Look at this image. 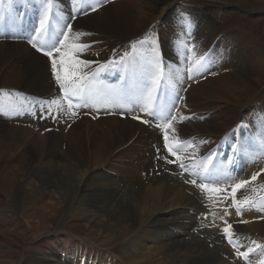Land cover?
<instances>
[{
    "label": "bare ground",
    "instance_id": "bare-ground-1",
    "mask_svg": "<svg viewBox=\"0 0 264 264\" xmlns=\"http://www.w3.org/2000/svg\"><path fill=\"white\" fill-rule=\"evenodd\" d=\"M53 1L56 2L57 7L61 10L59 17H63L64 21H66V6H68L69 14V10L71 9L69 6L72 3L73 9L71 10L73 14H75V2H81V0H72V2L67 0L66 3L65 0ZM127 1L131 2L133 0ZM30 3L32 7L33 5L40 6L37 3V0H31ZM114 4L116 8L119 7L118 0H115L112 5ZM160 5V13L162 14L167 4ZM125 8L126 6L111 11L110 13H105V16H102L103 19L100 16L92 15V17H97L96 21H92V26L94 28H99L98 23L101 26H105L102 27V31H100L101 33L97 32V42L103 41L105 43L115 44L114 41L116 39L114 38V40H112V35L110 34L111 31L127 34L128 38H132L139 34H137L135 27L128 18L124 16L111 18L114 13L124 11ZM194 17L197 18L198 14ZM94 19L95 18L90 19V17L85 19L79 18L73 22V31L70 35L73 36L72 42H74V44L76 42H83L84 35H86V32L88 31H85V28H87L85 25L88 26V22ZM167 20L168 14L164 18V31L170 26V23L167 22ZM151 21H153V19ZM193 25L201 31L196 37V41L198 42L195 41V38L193 39L195 42V45H193L194 54L198 55V53H203L207 50L208 45L212 42V40H210L212 26L203 19L198 23L193 22ZM198 26L204 28V33ZM96 29L94 30L96 31ZM222 31H225L224 26L222 27ZM78 32L83 35H77ZM167 32L170 39H172V29H169ZM0 33H2L1 35L4 37L9 35L15 36L13 29L0 31ZM182 34L181 31L180 35ZM119 40L123 41L122 39ZM227 41H223V47L225 50L224 52H221L222 56L225 52L233 51L232 48L224 45ZM7 44L8 43L2 40L0 41V183L8 186L10 183H15L21 190L22 195L19 197V203L15 204V211L16 214H18V217L14 216L13 213H10V218L12 220H17L21 215L28 225L29 223H33L28 236H34L32 243L35 250L39 251L41 255L46 256V254L41 253V251L45 252L49 244L56 243L59 234H67L72 228L77 232L83 231L90 236H99L100 238L98 242L104 245L110 244L114 242V238L118 239L119 236L123 235V231L121 230L125 223L123 216L127 215L128 211H130L127 209L126 205L132 206L134 209L133 214L136 217L144 218L148 216L150 218L148 221L149 226H162L171 220L167 217H174L176 213L178 216L181 213L187 215L188 213L184 208L178 207L176 212L168 211V208L176 207V205H180L181 203L184 204L187 202L193 207V209H195L193 198L185 201L184 195H186V193L181 192V188H177L175 184L178 183L184 187L185 184H181L182 180L177 181L176 178L180 177L188 184L186 177H170L166 174H162L159 177L157 176L158 172H160V163H155V155H159V153L156 152V150L159 149V139L152 132L147 131L142 126L132 124L128 119L121 121L118 117L103 116L93 122L87 119L86 116L82 121L77 122L71 127L72 129H70L71 131L67 141L61 139L63 137L62 130L57 134L51 133L49 137L50 139H48L45 144L47 149L46 152H41V146H37L36 144L41 143L43 135L37 134L31 129L32 121L26 116V114H29V106L26 107L27 112L23 110L17 113V110L15 111V108L12 105L17 98L14 99L8 97L9 94L6 90L27 92L26 84L32 82L34 84L30 88L32 96L49 97L52 96L53 93L56 94L57 92L53 88L49 79V63L46 59L36 55L27 46L19 44L20 48L26 51L23 52L19 50L17 46L11 49L10 45ZM199 44H201V47L197 48ZM228 44L229 43H226V45ZM221 48L220 45L218 51ZM257 49L258 51H261L259 45H257ZM244 53L248 56L244 58V60L238 61H234L232 55H227L229 58L232 57L231 60L226 55L223 56L220 59L221 67L222 64L230 61L228 65H225V67L229 68L225 69L224 67V69H222L223 73H215L210 76L207 75L200 80L198 79L199 76L201 77V75H205L200 73V69L204 66L209 68L212 61L208 57L207 60H202V57L200 60L202 61V67H200L201 65L199 64V61L198 64L200 66H193L196 68H194L196 71L200 72H196L197 74L193 72L194 75H191L190 77L191 80H193V91L188 95V102L194 101L200 104H205V101H209L210 104L200 106V108L206 110L213 105V101L208 95L224 96V94H221V91L224 93L230 92L239 99L249 97L254 90L249 88L248 78L256 74L255 71L258 70V68L256 67L257 69L254 71L252 66H258L259 60L252 59L253 57L251 58L249 55L251 54L250 51L246 50ZM244 53L237 54V56L244 55ZM253 55L254 58H257L254 53ZM166 59L167 61L172 62L170 67L169 65L167 66L169 82H187L185 69L182 67L183 64L177 60L171 61L167 54ZM232 61L234 62L232 63ZM241 66L248 67L250 72L246 73L247 71L242 70L240 71L241 73H239L238 71L241 70ZM78 67L80 68L81 66ZM8 69L11 70L9 75H7L6 72ZM84 70L85 66L82 65V71ZM262 72L264 73V71ZM256 82L259 83L261 80ZM172 88L173 85H171V89ZM196 95L199 96L194 99ZM126 96L129 98H135V94L131 95L129 91ZM96 97L97 93L94 91L88 93V105L84 108V111H89V106H91L93 102L98 103V101H95ZM200 97H203L204 99H201ZM250 100L251 99H249V101ZM249 101L246 103L247 106L250 105ZM178 102L179 100L176 99L177 104ZM198 103L187 104L180 101L178 106L188 108L191 115L192 107H195ZM136 104L138 106L127 104L126 109L131 110L132 113L146 115L147 109L143 107L142 103L139 102V99H137ZM22 105H24V103H15L17 109ZM51 107L52 105L48 104L43 108L49 113L46 118H43V120L46 128L52 129L54 125V122L52 121L53 113L55 110ZM109 107L110 108L102 111H108L113 108L111 104ZM38 109L41 108L39 107ZM99 109H102V105H99L98 108L93 110L101 111ZM160 111L161 109L157 110L159 113ZM180 111L178 110L179 113L177 115V120L173 121L171 128L169 129L170 137L174 139V142L180 141L183 138L181 136L188 132L189 129L186 125L184 126L178 122L179 115H181ZM240 111L244 110H241L238 104H233L226 110L215 114V116H209V118L208 116H205L203 117L204 123L201 126H196L199 129L197 131L201 134H206L203 136L207 137H219L224 135L238 119H236V117L240 114ZM182 113L184 116L187 114L185 111ZM160 115L162 118L167 117L168 111L162 110ZM184 116H182L184 120H189ZM38 120L39 123L37 125H41L43 120H40V115H38ZM251 123L253 126H255V124L260 125V118L258 117V110L256 109H254V114H252ZM187 135H189V133ZM256 135L257 138L260 139V148L258 150L264 149V133L259 130L256 131ZM59 139L69 144L63 153L61 152L63 151L61 147L57 149L61 144L63 145V142L59 141ZM17 146L27 147L21 152V149H16ZM33 146H37V148ZM209 146L210 144H204L197 150H193L192 147L187 144L182 147V151L185 155L190 153L192 156L197 154L202 155ZM255 159L256 156L254 160ZM104 165H106L105 168L107 170H110L115 173L116 176H119L122 182L114 180L108 175H103V172V174H97V178H93L91 171ZM223 165L224 164L217 163L215 171L220 169ZM212 192L213 191H209V193ZM79 198H84V203H82ZM45 199L48 202L47 208L43 205ZM75 199H77L76 206L73 205ZM260 209L264 210V206H261ZM125 211L126 214L124 213ZM228 212L230 211H226V213ZM33 214L35 215L34 217H32ZM163 215H166V217ZM213 215L218 217V215H222V213H216V211H213ZM192 216V214L188 215L189 218ZM241 216L244 218V214H241ZM261 221L264 222V220ZM204 222L212 225L213 230H203L201 233H195L191 236H182V229H175L176 233H173L171 230L165 232L162 230L161 233L155 234L160 231L161 228L157 229L154 234L146 232L149 236L147 239L154 236L151 241L154 248L150 249V247H147L145 244L146 239L142 238L137 243H132L130 245L131 249L124 252L123 255H125L124 257L127 258L128 261L126 263L121 262L120 264H178L180 262L190 264L188 261L190 256L200 255L202 253L198 252L199 246H203L200 241L201 239L206 241V247L208 244L211 245L212 249L208 254H211L212 257L207 256L198 264H241L237 258H235L236 260H229L228 258L224 259V254L219 253L222 251L220 250L222 247H227L224 234H221V236L219 235V237H222L223 243V245L219 247V237L217 234L223 230L219 229L221 227L220 220L210 218L205 219ZM246 230H248V228ZM246 230H242L243 233L241 232V234H238L237 236L244 239V233ZM70 239L71 246L67 251L65 250L62 252L61 248L59 249L57 246L52 247L53 250L51 254H49V258H53L52 261L55 259L53 264L79 263V251L77 249L75 250L76 247L72 244V241H76V239L74 236H71ZM86 241L87 239L84 237L81 239V242ZM73 243L75 244V242ZM248 244V246H252V244ZM234 246H236L238 250L241 248L239 242L234 244ZM224 250L226 251L225 248ZM155 253L157 254L154 255ZM8 254L9 251H6L5 255L8 256ZM62 254H64L63 257ZM5 255L2 257L0 264H5L3 263L4 258L6 257ZM44 260L46 261L45 258ZM95 260L96 259L93 260L87 258L88 262L84 264H95ZM29 261H31V263L28 262V257L25 256L22 258V256H20V260L17 264L41 263V260L35 262L29 259ZM98 264L100 263L98 262ZM105 264L107 263L105 262Z\"/></svg>",
    "mask_w": 264,
    "mask_h": 264
},
{
    "label": "rangeland",
    "instance_id": "rangeland-1",
    "mask_svg": "<svg viewBox=\"0 0 264 264\" xmlns=\"http://www.w3.org/2000/svg\"><path fill=\"white\" fill-rule=\"evenodd\" d=\"M66 1L67 0H65V3H66ZM70 1L72 2V0H70ZM179 1H181V0H179ZM179 1H174V0H133V1L129 2L127 0H121V1L118 0V2H119V7L118 8L115 7V4L114 5H109L107 7H104L103 9L99 10L95 14H92V15L100 16L102 18V16L103 17L105 16V13H110L111 11H114L116 9H121V8L126 6L124 11H120V12L114 13L111 16V18L112 17H116V16H124V17L128 18L132 22V24L135 27L136 32L138 34L141 31L143 32L147 28V26H149V24H151L155 20L157 15L161 12V5L160 4H163V5L167 4L166 5V8H167L170 5H173L174 3L179 2ZM188 1H190V3L186 7L189 8V9H192V10H196L200 6V4L203 5L196 11H199L200 13L205 14V16H207L206 13L207 14H209V13L212 14L213 7H215L216 9H221V10L216 11L217 13L221 14V18H217L215 16V12L213 13V16H212L211 19H210V17H207V19H209V21H211V23L213 25L206 18L203 19L204 21H206L207 23H209L212 26V33L210 34L211 35L210 40H212L213 37H215L216 34H218V32H223L222 34H219L222 39L218 41L217 45H215V47L211 51L210 55L208 56V58H210L213 61V62L211 61V66L208 68V73L210 72V70L212 68H216L217 66L221 67V63H220L221 60L220 59L223 56H225V55L227 56L228 54L232 55L234 57L233 58L234 61L244 60V58H246L248 56V55H246L244 53V51L247 50V51L251 52V54H249V55L251 56V58L253 57L252 59L259 60L258 66H256V65L252 66V68H254L253 69L254 71L258 68V70L255 71L256 74L254 76L252 75L251 77L248 78L249 88L254 90L250 94L249 97L240 98L239 99L238 97L232 95L230 92L224 93L223 91H221V94H224V96H219V95L210 96V95L207 94L211 98V100L213 101V105H212L211 108L206 109V110L207 111H212V112H215V114H218L219 112L226 110L231 105L238 104L240 106L241 110L243 109L244 111H246L247 107H248L246 105V103H247V101H249V99H251L249 102H250V105L252 104V106H257L258 104H264V73L262 72V71H264V62H263L264 61V43L262 42V39H260V41H257L256 38H255V36L260 34V32H264V0H219V1H216V0H188ZM75 6L76 7H75L74 11L76 10L77 14L80 13L81 7H80L79 3L75 2ZM177 8H178V6L173 8L168 13L167 22L170 23V26H168L165 31L164 30L162 31V37H163L162 40H164L163 44H164V47H165V53L170 58V60L172 59V57H175V60L180 61L183 64L182 67H184L185 60L183 58H181L180 56L182 54L183 55L185 54V56H186V51H187L186 50V48H187L186 45H187V41L189 40V35H187L188 30L186 28H188L192 32V34H191L192 37L191 38L192 39L195 38V41L197 40L196 39L197 35L201 31L198 30L196 27H194L193 22L191 20H189V18H193V17H190V16L189 17H187V16L178 17L179 14L177 15L176 13H173V11L176 10ZM180 10L181 9L178 8L177 13H179ZM65 11H66V21L65 22L69 23V22H71L70 19H69V17L71 15L69 16L70 11H69V14H68V6H66V10ZM189 12L192 13L194 16L198 14V12L195 13V12H193L191 10H189ZM92 15L81 16V17H78V19L79 18L85 19V18H88V17H90V19L95 18L94 20H90L88 22V26L85 25V27H87V28H85V31L88 30L87 32L94 31L96 33L97 32L101 33L100 31H102V27H105V26L104 25L101 26L98 23V27L99 28L98 29L94 28L92 26V21H96L97 17H95V16L92 17ZM159 15H161V13ZM83 17H85V18H83ZM182 18L185 21L187 20V23L185 25L182 24L181 21H180ZM152 19H153V21H151ZM221 26H224V29H225V31H227V33L224 32V31H221L222 30ZM253 26L255 27V29H254ZM173 27H175V28H173ZM198 27L200 29H202L203 33H204V28L202 26H198ZM94 29H96V31ZM169 29H172V31H173L172 39H170V36H169V34L167 32ZM232 30L236 31L239 34H243L244 36L241 35L242 39H240V38H238V39L237 38L236 39L232 38V37H234V35L236 33V32L232 33ZM181 31L183 33L182 35H180ZM114 33H115V35H114ZM224 33L229 34V35H226ZM1 34L2 33H0L1 40L6 42V43H8L7 45H10L11 49H13V48H15V46H17L19 50H21L23 52H26L25 50L21 49L20 46H19V44L27 46L26 44L18 42V39H5V37L3 35H1ZM110 34L112 35V40H114V38L116 39L114 41L115 43L116 42H118V43L126 42V41H128L130 39V38H128L127 34H123V33H120V32H112L111 31ZM223 34L225 35L224 37H222ZM166 35L169 36V37H167ZM122 36H123V38H122ZM85 39L86 38L84 37L83 41ZM119 39H122L123 41H120ZM250 39H253V42ZM72 40H73V36L70 35L69 43H71ZM91 40H94V41L97 42L98 38H92ZM224 40H226V41L228 40L227 42H225L224 45L232 48L233 51L225 52V54L222 56L221 52H224V50H225L224 47H223V41ZM196 42H198V41H196ZM250 42L253 43V44H251ZM226 43H229V44L226 45ZM201 44H202V42H201ZM201 44H199V46L197 48H200ZM256 44L259 45V47H260V49H261V51L263 53L258 51ZM70 45H74V42H72ZM193 45H195V42H194ZM220 45H221L222 48L218 51ZM166 46H169V49H167ZM178 49H180L179 52H177ZM242 53H244V55L237 56V54H242ZM253 53L257 56V58H254ZM177 55H180V56L177 57ZM201 55H202L201 52L198 53V55L193 53V56H195V57L192 58V66H191L192 67V75H194V73L197 74L198 72H200V71H196L195 67H197V65H199V64L201 65V66L200 65L199 66L202 67V61H200L202 59ZM208 58L206 56L202 60H207ZM231 58H229V59L231 60ZM261 60H263V61H261ZM198 61H199V64H198ZM234 61H232V63ZM229 62L230 61H228V63L227 64L225 63V64L228 65ZM225 64H222L221 68L224 69ZM193 66H195V67H193ZM15 67H17V66H15ZM226 68H229V67H225V69ZM247 68L248 67H246V66H241L240 67L241 70H239L238 72L241 73L240 71H242V70L243 71H247L246 73L250 72L249 71L250 69L249 68L247 69ZM10 71H11L10 69H8L6 71L7 75L10 74ZM210 75L211 74H209V76ZM260 80H261V82H259ZM256 81H258L259 83H257ZM41 82H42V78H41ZM169 83L171 85H173L172 89L175 91V94H178L177 96H179L181 94L180 91H179L180 88L183 89L188 84V82H179V81L169 82ZM33 85L34 84L32 82H28L26 84L27 92L30 93V94H32L30 88ZM192 86H193V82H191L189 88H187L188 91L185 94V97L181 98L182 99L181 101L183 103H187V104H194V103L196 104V103H198V102H194V101L193 102H188V100H187L188 95L193 91L192 90ZM0 87H1V85H0ZM54 95H56V94L53 93L52 96H54ZM52 96H49V97H44L43 96V97L46 99V98H51ZM198 96L199 95H196L194 99H196ZM200 98L204 99L203 97H200ZM205 102H206L205 104L198 103V105H195V107H192V112L196 111V110H205V109L200 108V106H202V105L210 104L209 101H205ZM54 103L55 102H52V101H50L49 103L45 102V107L48 104L54 105ZM55 105H56V103H55ZM184 108H186V107H184ZM182 109H183V107H181V110ZM235 109H238V108H235ZM185 112H187V114L185 115L186 119H189V120H186V121H188L189 123L190 122L193 123L196 120H203L204 121L203 117H205V116H203L200 119H191L190 117H188V116H192V115H190V110L187 108V110ZM241 112L243 113V111H240V114H242ZM180 113H182V112L180 111ZM215 114L213 116H215ZM240 114L236 117V119L240 116ZM26 116L31 119V121H32L31 129H33L37 134H41V131H44L46 129L44 120H43V123L41 125H37V124H35L33 122V120H32L33 116L30 113L26 114ZM54 116H55V112L53 113V118H54ZM182 116H184L183 113H182ZM208 118H205V119H208ZM131 123L134 124L133 122H131ZM203 123L204 122H202V123L201 122H199V123L194 122V125H197V126L200 125L201 126ZM188 125H190V124L186 123L187 127H188ZM254 127H255L256 131L260 130V131H262L264 133V122H262L261 120H260V125L255 124ZM193 128H195V129H193ZM70 129H72V128H70ZM189 129L192 130V131H195L198 134H200L199 131H196V130H199L196 126H193V127L189 128ZM61 130H62V136H63L61 139H64L65 141H67V138L69 137V134H70L71 130H69V132H67V137H66V135L65 136L63 135V129H61ZM187 134H188V132L184 133L181 137H184ZM50 135L51 134H45L43 136V139H42L41 143L36 144L37 146H41V150L40 151L43 152V153H45L46 150H47L45 144L48 141V139H50L49 138ZM200 135L203 136V135H206V134H200ZM61 139H59V141L63 142V145H66V146L64 147L61 144L57 149H59L61 147L63 149V151H61V152L63 153V152H65V148L69 144H67V142L65 143ZM258 140H260V139H258ZM37 146H33V147L37 148ZM26 147L27 146H17L16 149H21V152H22ZM157 150H156V152H158ZM245 150H246L245 152L247 153L246 154V158L242 159V169H245V171L243 172V175L241 176V178L243 176L244 177H250L252 174H254L256 172L255 169H257L258 167L259 168L261 167V165H262L261 161L262 160L264 161V152H263L264 149L257 150V151H250V155H252L255 152V156H256L257 159L254 160V158H255V156H254V158L251 160V163L248 164L246 162L247 161V157H248V153H249L247 151V145L245 146ZM197 156H199V155L198 154L194 155V156L189 155L188 157L195 158ZM155 162H158V161H156V159H155ZM254 162H255V164H254ZM159 163H160V165L163 164L160 161H159ZM253 164L256 165L257 168L254 167ZM105 166L106 165L102 166L101 168L106 169ZM95 169H98V168H95ZM253 171H255V172H253ZM101 173L102 172L99 170V171H95L94 173H91V175H92L93 178H97L96 175L97 174H101ZM54 174H55V172H54ZM103 175H107V174L104 173ZM108 176H110L114 180L122 182L120 177L116 176L115 173L108 174ZM176 180L177 181L182 180L181 184H185L184 187H182L178 183H175V184H176L177 188H181V190H180L181 192L186 193L184 191V188H186L188 186V184L180 177H177ZM164 185H165V182H164ZM213 194L216 195V193H213ZM20 195H22L21 190L16 186L15 183H10L9 186L0 183V211H1V213H0V216H1V218H0V245H1V247H0V262L2 260V257L5 255L6 251H9L8 256L5 255L6 257L4 258V261H3V263H5V264H17L19 262V260H20V256H22V258H24L25 256L28 257V262L29 263H31V261H29V259H30V260L35 261V262H38L39 260H41L40 264H53L55 259L52 261L53 258H49V254H51V252L53 250L51 246L50 247L47 246L45 252L41 251V253L46 254V256L41 255L39 253V251H37V250H35L33 248L34 246H33V243H32V241H33L32 239H33L34 236L33 235L32 236H28L29 232L31 230V227L33 226V223H29V225H28L24 221V219L22 218L21 215L19 216V218H17V220H12L10 218V213H13L14 216L18 217L17 216L18 214H16V211H15V207H16L15 204L19 203ZM184 196H185V198H184L185 201L186 200L188 201V200L192 199L191 197H189L187 195H184ZM126 198H128V197H126ZM77 199L74 200V203H73L74 206H76V204H77ZM79 199H80V201L82 203H84V201H85L84 198H79ZM128 200H130V199H128ZM246 201L247 202L249 201L250 205H249V211H248V209L246 207V211L243 213L245 218H247V217H249V218L251 217L252 218V217L264 215V210L260 209L261 206H264V199H262L260 201L257 200V201L252 202L251 198H248V199H246ZM43 202H44L43 205H45L46 208H47V205H48L47 200L45 199ZM193 202H194L195 209H193V207L190 206L187 202H185L184 204L181 203L180 205H176V207L168 208V211H172V212H176V209L178 207L179 208H184L188 214L186 215L184 213L183 214L181 213L178 216L177 213H176V215L174 217L173 216H169L167 218H170L171 220L168 223H165L162 226H154V225L149 226L148 221L150 220V218L148 216H146L144 218H138V217H136L133 214L134 213V209L132 208V206L131 205H129V206L126 205L127 209L130 210V211H128L127 215L123 216L124 219H125V223L123 224V229H121L123 231V235L119 236L118 239L114 238L113 239L114 242H112L110 244H107V245H104V244L98 242L99 238H100L99 236H90V235L84 233L83 231L77 232V231H75L72 228L71 231L69 233H67V234H59L58 235V240L56 241L55 244H52V245H54V246L58 245L57 247H59V249L60 248L63 249V247L65 246V244L62 246L63 241L66 242V241L70 240V242H71V239H70L71 236H74L76 241H81V239L84 237V238L87 239V241L84 242L87 245L93 246V247L101 246L104 249H106V250L108 249L113 254L119 256L121 254H124V252L130 250L131 249L130 245L132 243H137L142 238L146 239V243H145L146 246L150 247V249H153L154 246L152 245L151 241H152L154 236L151 237L150 239H147L149 236H148V234L146 232H150V233L154 234L157 229L161 228L160 231L155 233V234H159V233L162 232V230H163V232L169 231L170 230L169 226H172L171 228L174 227V229H176V230L177 229H182L181 230V235L182 236H191V235H193L195 233H201L203 230H206V225L207 224L204 222V220L205 219H210V217H211V219H219L220 222H221V225L224 224V222L226 220H228V219H231V220L235 219V216H234V214L232 212L226 213V211L220 212V213H222V215H218V217H215V215H213V212L212 213L203 212L201 210V208L197 205V202H196L195 199H193ZM254 209H256V210H254ZM143 211H144V209H143ZM218 212L219 211H216V213H218ZM40 213H41V211H40ZM124 213L126 214V211ZM189 214H192L193 216L189 218L188 217ZM207 214H208V216H207ZM34 216L35 215L33 214L32 217H34ZM163 216L166 217V215H163ZM198 221L201 222L200 225H197ZM4 222L7 223V224H5ZM199 227H201L200 231H198L196 229V228H199ZM210 227H212V226H210ZM50 228H52V227H50ZM247 228H248V230H246ZM221 230H222V228H221ZM242 230H246V232L244 233V236H245L244 239L239 238V236H236V239L238 237L237 240H238L239 244L240 245L243 244L244 246H247V245H249L248 243H250V244H252V246H254V241H252L251 239H254L255 236H256L255 239H257L259 241V243H261L263 245L262 249L260 250V253L261 254L263 253V255H264V222L259 221L258 223H255L252 226L249 225L246 228H238L239 234H241ZM217 235L219 237V234H217ZM250 235L253 236V238H250L249 237ZM130 236L132 238L131 239H127V237H130ZM126 239L128 241L125 243ZM200 241L202 242L203 246H199L198 252H202V253L200 255L190 256L188 258V261H189L190 264H198L201 260L205 259L207 256L208 257H210V256L212 257L211 254H208L209 251L212 249L211 245L208 244L207 245L208 248H207L206 247V241L204 239H201ZM60 243H62L61 244L62 247L59 246ZM218 243H219V247L223 245L222 237H219ZM72 244L75 245L73 243V241H72ZM128 244H129V248H128ZM122 248H123V250H122ZM224 248L226 249L227 253H224V251H225ZM68 249H69V247L66 249V251ZM227 249H228V247L224 246V247H222V249H220L222 251L219 252V253L220 254L222 253V254L226 255L229 252V258L228 259L229 260H231V259L234 260L235 258L231 254L232 250H230V249L227 250ZM204 250H205V252H204ZM156 254L157 253H155L154 255H156ZM212 254H214V253H212ZM44 258L46 259L47 262L44 260ZM87 258H91L93 260L96 259L95 256H91V254L86 252V259ZM127 261H128V259H127ZM127 261L122 260V262H125V263ZM98 262L101 264V262L96 259L95 260V264H98ZM184 263L185 262H180L178 264H184Z\"/></svg>",
    "mask_w": 264,
    "mask_h": 264
},
{
    "label": "snow or ice",
    "instance_id": "snow-or-ice-1",
    "mask_svg": "<svg viewBox=\"0 0 264 264\" xmlns=\"http://www.w3.org/2000/svg\"><path fill=\"white\" fill-rule=\"evenodd\" d=\"M15 2V0H13ZM24 3H29L31 0H23ZM4 3V0H0V12L3 11L2 5ZM37 3L40 5L37 15H36V26L32 27L30 30H28L26 33H21L20 35L16 36H5V39H20L26 41L32 49H34L37 53H41L43 57L47 58V61L50 64L49 72L51 76L54 77L56 83L59 86V89L63 90L64 97L68 101V108L71 109L73 107V102L75 99L80 98L83 99V93H84V79L86 77L78 76L77 72L80 70L78 66L84 65L85 67H88L89 65L96 63L95 61H89V60H81L76 59V55H82L83 52L87 49L89 45L82 44V45H70V33L73 31L72 24L65 22L63 20V17H57L56 14L50 15L52 13L53 9V3L52 0H37ZM105 3V0H95V4H89L88 7L92 12L97 11V9ZM80 12L82 14H86V9L81 8ZM75 14L69 17V19H74ZM2 19V17H0ZM64 29H67V31H64ZM77 35H83L82 33H77ZM62 37V38H59ZM151 46V45H149ZM79 49V51H77ZM71 53H75V55H72ZM128 57V52L125 51L122 54H118L117 59L120 63L114 65L117 67H123V62ZM187 60V57H185V61ZM107 64V62H105ZM91 71V69H89ZM98 70H102L100 66H98ZM201 74L208 73L207 66H204L200 69ZM92 78H96V73L93 72ZM159 78H153L152 79V86L147 91L144 99L148 104L154 103L158 98V88H159ZM155 93V95H154ZM177 100L180 99L179 96L176 97ZM82 106H87V100H83ZM143 111V109H142ZM47 110H42L40 112V118H46L48 115ZM75 113H73L74 115ZM160 115L159 112L156 110H153L151 108L146 110V116L147 118H141L140 116H133V119H140L141 122L148 126H153V123L156 121L157 117ZM183 119V117H182ZM176 120V116L169 113L168 122L160 125L156 124L155 126L157 128L163 127L166 131L164 134V141L165 146L168 149V152L171 153L172 156H177V150H174L171 146V144H168V135H167V129L171 128V121ZM159 153V149L157 150ZM159 155L157 156V159H159ZM178 158V157H177ZM167 163H173V160H167ZM209 163H211V158H209ZM181 168H184L185 165L181 161L180 165ZM258 174H254L251 177V180H256ZM193 184H196V180L193 179L191 181ZM249 181L244 180L240 181L239 183L235 184V186L232 188V195L233 198H235V194L238 190L243 189L245 185H247ZM201 188L208 189V184H201ZM209 191H218L216 188L208 189ZM247 203V201H245ZM238 214H240V210L238 208ZM245 222V221H241ZM226 226L223 228V233L225 237L228 239V242L231 244L232 236L230 235L231 231V225L227 223V221L224 222ZM252 251L251 248L248 249V251L239 253L241 256H243L245 259L248 257V253Z\"/></svg>",
    "mask_w": 264,
    "mask_h": 264
}]
</instances>
